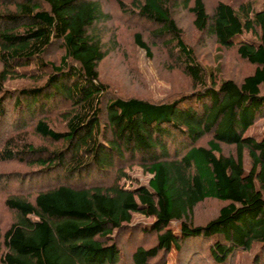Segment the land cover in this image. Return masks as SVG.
<instances>
[{"label":"trees","instance_id":"16d2710c","mask_svg":"<svg viewBox=\"0 0 264 264\" xmlns=\"http://www.w3.org/2000/svg\"><path fill=\"white\" fill-rule=\"evenodd\" d=\"M188 2H131L158 36H169L194 85L189 95L151 102L110 98L101 82L107 52L98 23L106 17L98 1L0 0V163L27 166L4 198L13 219L0 228V264H156L171 248L227 264L253 245L249 264H264V132L247 133L264 125V1L258 9L218 1L210 10L203 0ZM178 6L199 33L236 47L252 72L216 81L182 38L172 16ZM134 40L150 55L140 33ZM57 48L58 60L47 61ZM14 79L28 82L4 87ZM55 114L61 129L49 120ZM30 128L53 146L32 143ZM132 166L149 175L147 184L121 183ZM206 199L226 204L196 225L192 212ZM134 213L154 217L141 230L155 232L156 244L129 256L116 238L137 227Z\"/></svg>","mask_w":264,"mask_h":264},{"label":"rangeland","instance_id":"374dc122","mask_svg":"<svg viewBox=\"0 0 264 264\" xmlns=\"http://www.w3.org/2000/svg\"><path fill=\"white\" fill-rule=\"evenodd\" d=\"M101 5L105 17L98 26L102 32V41L107 54L98 64L99 78L107 86L110 98L137 97L151 102H167L182 95L190 94L194 85L191 78L185 74L180 64L177 53L174 52L173 44H169V36H158L155 32L157 26L141 19L133 10L132 0H95ZM181 2L184 0H175ZM205 7L210 10L218 1H224L237 8L240 3L250 2L254 9L262 6L264 0H203ZM189 0L188 7H191ZM172 16L177 26L181 29V36L185 43L194 51L195 59L202 68L212 70L216 75V81L221 79H232L239 82L245 75L253 70V66L239 57L236 47L224 48L219 46L215 39L199 33L193 25V15L187 7L178 6L173 10ZM135 33H140L142 39L149 47L150 55L136 45ZM250 35H242L244 39ZM62 51L60 48L49 52L45 59L57 61ZM28 82L27 79L10 80L4 87L14 89L18 85ZM58 115L50 116L49 120L56 129L62 128ZM258 121L257 124L247 132L256 136L264 132V125ZM27 138L35 144L52 147L48 142L41 141L32 133V128L27 130ZM231 146H224L229 151ZM232 149V148H231ZM248 165V162L246 163ZM27 169L21 163H0V174L5 173L7 179L1 178L0 182V228L4 229L12 221V212L4 206V198L7 194L15 192L18 179L14 178L17 171ZM126 172L131 179H122L121 183L126 187H134L147 184L149 175L144 173L139 166L127 168ZM6 176V177H7ZM5 178V177H4ZM264 194V192H263ZM226 203L215 199H206L199 203L192 212V222L202 225L214 218L219 208ZM154 217H145L134 213L132 224L136 228L129 230V238L123 234L117 236L116 241H121L120 246L126 254L132 252L135 246L151 247L156 244V233L141 230L142 226H149ZM173 232L179 233V221L169 222ZM116 237V236H115ZM208 244L202 245L207 256ZM253 245L248 252H238L229 259L227 264H249L252 254L258 250ZM183 258V262H182ZM130 264L128 259H125ZM156 264H212L208 259H199L198 256L189 258L181 255V252L171 248L168 252L160 251L154 259Z\"/></svg>","mask_w":264,"mask_h":264}]
</instances>
